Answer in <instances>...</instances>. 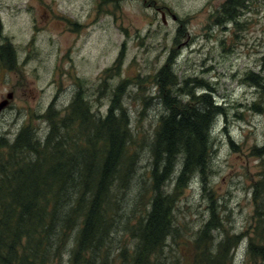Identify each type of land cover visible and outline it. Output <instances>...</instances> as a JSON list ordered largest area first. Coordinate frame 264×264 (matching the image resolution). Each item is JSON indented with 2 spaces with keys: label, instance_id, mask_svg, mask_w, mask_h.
Masks as SVG:
<instances>
[{
  "label": "rangeland",
  "instance_id": "374dc122",
  "mask_svg": "<svg viewBox=\"0 0 264 264\" xmlns=\"http://www.w3.org/2000/svg\"><path fill=\"white\" fill-rule=\"evenodd\" d=\"M224 1L0 0V47L9 43L16 53L10 59L0 50L7 60L4 67L0 56V102L9 100L0 112V135L10 140L27 123L44 132L47 106L55 101L62 108L80 88L103 112L111 90L128 80L121 100L130 111L136 138L143 133L150 138L154 117L164 111L155 75L170 64L184 86L180 100L188 99V90L209 92L226 111L213 128L218 141L213 173L197 181L214 191L217 211L230 231L245 230L254 207L253 184L264 164V88L247 77H264V0H248L236 21L219 24L216 13ZM121 54L118 73L106 88L99 87L101 73ZM136 147L139 174H144L151 142ZM140 178L135 188L144 180ZM173 182L165 184L167 192ZM200 184L180 197L176 218L188 231L176 241L168 239L162 264H183V257L192 264L196 249L188 240H194L192 231L209 218L212 204ZM130 236L123 230L122 238ZM177 245H185L182 252ZM246 245L244 239L230 264H251ZM112 251L116 255L118 249ZM258 264L264 263L259 259Z\"/></svg>",
  "mask_w": 264,
  "mask_h": 264
},
{
  "label": "trees",
  "instance_id": "16d2710c",
  "mask_svg": "<svg viewBox=\"0 0 264 264\" xmlns=\"http://www.w3.org/2000/svg\"><path fill=\"white\" fill-rule=\"evenodd\" d=\"M247 1L225 0L216 21H236ZM1 49L16 58L9 43ZM0 56L5 67L4 52ZM121 59L122 54L103 70L99 87H107ZM259 76L247 73L248 80L264 88ZM155 80L164 111L154 117L150 138L146 133L136 138L130 111L121 100L128 80L111 90L103 112L80 88L62 108L55 101L47 106L44 132L27 123L10 140L0 135V264H162L168 239L176 241L187 230L176 218L181 195L200 184V175L205 180L213 173L218 147L213 128L226 111L209 92L188 90V99L180 100L184 86L170 64ZM146 142H151L148 172L139 174L136 145ZM172 182L167 192L165 184ZM200 185L212 204L209 218L192 231L194 240H188L196 249L191 263L230 264L244 239L247 260L264 263V164L242 231H230L217 211L214 191ZM123 230L132 238H122ZM185 245L176 248L182 252Z\"/></svg>",
  "mask_w": 264,
  "mask_h": 264
},
{
  "label": "water",
  "instance_id": "95a60500",
  "mask_svg": "<svg viewBox=\"0 0 264 264\" xmlns=\"http://www.w3.org/2000/svg\"><path fill=\"white\" fill-rule=\"evenodd\" d=\"M8 98H12V94H9ZM9 104V100H3L0 102V112Z\"/></svg>",
  "mask_w": 264,
  "mask_h": 264
},
{
  "label": "flooded vegetation",
  "instance_id": "af4514ba",
  "mask_svg": "<svg viewBox=\"0 0 264 264\" xmlns=\"http://www.w3.org/2000/svg\"><path fill=\"white\" fill-rule=\"evenodd\" d=\"M2 47H0V49H1Z\"/></svg>",
  "mask_w": 264,
  "mask_h": 264
}]
</instances>
